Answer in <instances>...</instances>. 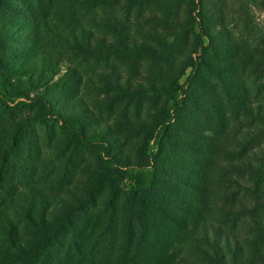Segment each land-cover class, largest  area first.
<instances>
[{"label":"trees","instance_id":"16d2710c","mask_svg":"<svg viewBox=\"0 0 264 264\" xmlns=\"http://www.w3.org/2000/svg\"><path fill=\"white\" fill-rule=\"evenodd\" d=\"M256 2L0 0V264H264Z\"/></svg>","mask_w":264,"mask_h":264},{"label":"rangeland","instance_id":"374dc122","mask_svg":"<svg viewBox=\"0 0 264 264\" xmlns=\"http://www.w3.org/2000/svg\"><path fill=\"white\" fill-rule=\"evenodd\" d=\"M254 17L260 23L264 22V2L261 0H257L255 7H254ZM128 185L125 186V188Z\"/></svg>","mask_w":264,"mask_h":264}]
</instances>
